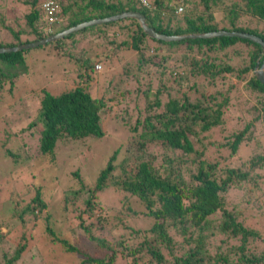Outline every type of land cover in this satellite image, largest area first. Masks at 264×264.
I'll return each instance as SVG.
<instances>
[{"label":"trees","instance_id":"trees-1","mask_svg":"<svg viewBox=\"0 0 264 264\" xmlns=\"http://www.w3.org/2000/svg\"><path fill=\"white\" fill-rule=\"evenodd\" d=\"M11 1L4 4L10 7L17 4L21 8L15 11L14 6L12 14L18 28L10 24L9 13L3 10L0 47L32 42L82 21L131 10L141 12L149 26L165 35L223 29L248 32L264 40V30L237 25L244 16L256 22L264 21V0H146L147 4L140 0H57L55 21H49L41 0ZM178 7L182 10L178 11ZM87 38H101L100 42L108 49L117 38L116 49H134L140 62L148 59L155 66L168 57L181 66L189 63L192 68L188 73L194 82L190 87L196 93L191 100L186 87L178 81L166 94V100L160 98L157 91L153 101L147 102L143 109L138 107L135 115L130 108H125L131 118L125 123L126 139L120 145L124 147L123 158L114 163L118 147L99 169L92 187H88L76 171L77 185L61 189L64 211H68L69 206L78 211L79 226L85 232L90 231L85 225V216L92 218L98 205L97 221L105 220L103 214L110 208L100 204L97 194L106 190L122 194L120 203L131 216L153 220L148 228H132L133 234L127 237L122 234L116 245L119 249L104 238L90 234L89 238L105 250L101 256L82 251L54 230L53 220L46 210L49 208L46 198L58 187L52 183L44 194V187L31 177L32 168L41 166L39 160L53 159L59 150L70 144L76 148L80 144L89 146L88 140L105 134L104 114L109 106L101 97H95L89 87L98 55L75 57L73 54L77 43ZM38 48L46 49L51 57L60 54L66 61L76 62L78 69L74 72L80 80L57 93L43 89L31 119L26 122L25 117L21 121L23 114H17L21 108L26 109L25 98L20 96L9 105L4 99L0 100V105L3 102L7 106L1 116L4 127L0 157L14 166L0 170V184L5 190L0 206L3 209L7 204L5 208L16 215L20 222L17 225L23 228L22 239L12 251L0 249V264H14L22 258L26 244L22 241L26 239L27 229L34 239L44 235L51 243L61 245L64 251L77 253V264H113L117 255L124 257L128 264H264V230L249 225L245 221L246 211L239 207L240 202H246L248 210L251 201L258 207L264 205V151L249 159L248 169L234 166L232 159L240 146L252 139L254 123L247 121L242 127L227 132L222 119L235 97L230 79L224 81L225 74L234 73L245 77L243 87L256 100L252 107L249 105L254 111L253 119L264 122V84L254 75L257 60L262 61V48L258 43L235 36L165 41L147 35L136 19L123 18L85 27L34 48L1 52L0 95L7 91L13 96L18 77H29L26 75L28 56H33L31 51ZM223 55L237 59L223 64ZM185 70L183 67L182 71ZM168 87L166 83V89ZM24 115L28 116L27 111ZM17 120L19 124H26L19 132L33 128L37 134L36 153L25 149L29 143L26 132L22 138L25 141H16V146L13 145L14 140L10 138L20 134L12 130ZM213 134L220 135L221 139H212ZM246 181H251L252 185L236 199L235 194L241 192ZM130 198L138 199L143 210H135ZM213 237H219L214 251L211 250ZM220 243H226L225 249Z\"/></svg>","mask_w":264,"mask_h":264},{"label":"rangeland","instance_id":"rangeland-1","mask_svg":"<svg viewBox=\"0 0 264 264\" xmlns=\"http://www.w3.org/2000/svg\"><path fill=\"white\" fill-rule=\"evenodd\" d=\"M9 0H0V15L4 10L10 16V24L15 28H18L17 22H15V17L12 14L15 11H20L21 8L16 4L10 7L4 3ZM18 0H12L15 3ZM7 6V7H5ZM15 6V11H14ZM14 20V21H13ZM23 25L24 20L20 21ZM8 23V22H7ZM237 25L249 26L252 28H257L258 30H264V21H253L249 17L244 16L238 20ZM1 31V30H0ZM1 33V32H0ZM98 38V37H96ZM90 40L84 39L77 43L73 54L75 57H80L81 54H97L96 63L99 64L100 68L97 69L94 65L95 72L92 75L93 79L89 82V87L95 97H101L109 106V109L104 114V129L105 134L103 137L97 139L88 140L89 146H84L80 144V147L76 148L73 145H68L62 150H59L56 157L50 159L45 157L38 162L41 166L32 168V178L38 185L44 187V194H46L45 189H50L51 184L54 183L58 187V190L54 189L53 195L47 200L49 208V216L53 220L54 230L62 237L69 239L72 243L76 244L82 251H90L96 256H101L104 253V249L96 244L95 241L89 238L92 234L95 237H101L107 240L111 245L116 246L117 241L120 236H129L133 234L131 229L136 228H148L153 220L145 216H131L130 211L125 205L120 203L122 194L116 192L115 190H106L105 192L98 193L100 204L106 208H110L103 214V221H97L96 216L100 213V205L95 209L92 218H87L85 216V225L90 229V231L85 232L79 226V220L77 217L78 211H75L73 207L69 206L68 211H64L63 205V192L61 189H68L70 187L74 188L77 185L78 180L75 179V172L78 171L83 181L88 187L94 185V180L99 172V169L104 167L107 163L109 156L119 147L118 154L114 163L120 161L124 156V147H120L122 143L125 142L127 127L125 123L127 122L129 114L126 112L125 108H130L132 113L135 115L137 108L143 109L147 102L151 101L153 96H156L157 91L159 92V97L163 100L167 99L166 94L169 92L172 86H177L178 81L182 82V85L186 87L187 96L189 98L195 99L196 93L194 88L190 87L193 82V78L188 73V70L192 68V65H178L175 60L168 57L167 60H163L162 63L165 65L158 64L159 66L153 65L148 59H144L141 62L138 60L139 54L136 50L128 48L122 51L115 48L118 44V39L111 44L110 48L104 47L102 41L99 39ZM117 39V40H116ZM108 49V50H107ZM46 49L38 48L32 50L33 56H28V72L26 76L18 77L16 85L14 87V95L10 96L6 92L0 95L4 99L5 104H10L13 100L18 99L22 96L26 99V109L21 108L17 114H23L21 116V121L25 117V122L31 119L33 111L38 105V99L42 96V90L47 89L52 93L60 92L76 83L80 80L77 73L74 70L78 69L76 62L66 61V57L60 56V54H53L51 57ZM149 52H152L150 49ZM147 56L150 54H146ZM228 55H230L228 53ZM107 57V58H104ZM230 56L229 59L222 56L221 60L223 64L227 62H234L236 59ZM67 63V64H66ZM176 64V65H175ZM185 67V71L182 68ZM224 81L230 79L235 88V97L232 99L229 108L225 109V113L222 115V119L225 120V125L227 127V132L234 130L238 127H242V123L253 120V133L252 139L247 141V144H242L238 150V153L233 157L234 166H241L244 170L248 169L249 159L257 154H261L264 151V122L260 120H254V111L249 108L254 105L256 100L253 96H250L247 90L243 87L245 82L244 76H238L237 74H225ZM190 81V82H189ZM166 83L170 87L166 89ZM226 86L228 84L226 83ZM150 88L149 92L147 89ZM190 88V89H189ZM242 88V90H240ZM149 96L146 97L145 93ZM186 95V94H185ZM180 100L182 96L179 95ZM153 101V100H152ZM247 101H250L248 103ZM257 104V103H256ZM7 111V106L0 105V153L1 143L3 138V127L4 124L1 120V116ZM27 111L28 116L24 115ZM19 119V118H16ZM33 119L32 121H35ZM243 120V121H241ZM241 121V122H240ZM24 122V123H25ZM23 122L17 120L14 123L12 130H18L21 126L26 125ZM125 129V130H124ZM27 134V144L29 151L36 153L37 149V134L34 129L25 130ZM25 132H18L22 134L19 138L15 136L13 138V145L16 146V141L23 142ZM212 139H221L220 135L213 134ZM11 143V142H10ZM12 144V143H11ZM58 149V147H57ZM210 150H212L210 148ZM44 157V156H41ZM13 163L0 157V170L12 169ZM117 171H115V175ZM2 176V175H1ZM75 176V177H74ZM1 182V179H0ZM262 181H259L261 185ZM264 182V180H263ZM252 185L251 181H246L243 183L242 190L240 193L235 194V198L240 197V194L248 189ZM262 186L264 184L262 183ZM0 184V199L4 195L5 190ZM262 189V188H261ZM255 190H259L255 188ZM230 190V194H231ZM261 200L262 198L259 194H256ZM230 197H232L230 195ZM7 199V197L5 198ZM264 199V195H263ZM9 201V199H8ZM131 206L137 210H143L141 203L136 198H130ZM246 202H240L239 207L246 211L245 221L252 226H256L264 230V205L263 207H258L255 202L251 201V206L247 210ZM7 206V204H6ZM4 206H0V249L6 251H12L22 239L20 237L21 230L23 229L19 224L16 215L12 211L7 210ZM238 208V209H240ZM5 215L6 218L3 216ZM48 218V217H47ZM10 222H9V221ZM8 221L7 223H5ZM44 222V221H43ZM125 232V233H123ZM26 239L22 242H26L25 249L22 252V258L19 259L14 264H77L79 256L77 253L66 252L63 250L62 246L59 244L51 243L47 236L39 235L37 238H33L28 235V229L25 233ZM219 237H213L211 242V250L214 251L219 239ZM209 241V240H208ZM222 249H225L226 243H220ZM219 244V245H220ZM118 249L119 247L116 246ZM113 264H128L124 257L117 255L114 259Z\"/></svg>","mask_w":264,"mask_h":264},{"label":"water","instance_id":"water-1","mask_svg":"<svg viewBox=\"0 0 264 264\" xmlns=\"http://www.w3.org/2000/svg\"><path fill=\"white\" fill-rule=\"evenodd\" d=\"M123 18L136 19L137 22L140 24L141 28L143 29V31L147 35H149L152 38L161 39L165 41H179L185 38H211V37H216V36H235V37H240V38L249 39L251 41H254L258 43L262 48L261 49L262 61L260 63V60L259 59L257 60L256 66L254 68V75L261 83L264 84V40L261 37L255 34L244 32V31H238V30L227 31L223 29L208 31V32H203V33L199 32V33H187V34H180V35H165V34L155 31L154 28L149 26L145 21L144 15L141 12L132 11V10L131 11H121L119 13H116L110 16H106L102 18H93L90 20L82 21V22L77 23L76 25L65 28L56 33H51L46 37L37 39L32 42L19 44L13 47H0V53L15 51L19 49L34 48L39 45L46 44L47 42H51L59 38H62L64 36H67L71 33L77 32L85 27L103 24L107 22H113V21L123 19Z\"/></svg>","mask_w":264,"mask_h":264},{"label":"built area","instance_id":"built-area-1","mask_svg":"<svg viewBox=\"0 0 264 264\" xmlns=\"http://www.w3.org/2000/svg\"><path fill=\"white\" fill-rule=\"evenodd\" d=\"M143 4H147L146 0H140ZM42 7L46 10L49 17V21L57 20V0H41ZM182 7H178V11H181ZM96 68L99 69L100 65L95 64Z\"/></svg>","mask_w":264,"mask_h":264}]
</instances>
